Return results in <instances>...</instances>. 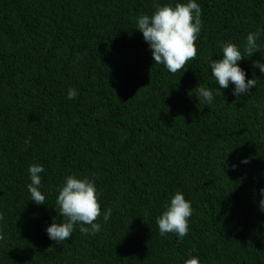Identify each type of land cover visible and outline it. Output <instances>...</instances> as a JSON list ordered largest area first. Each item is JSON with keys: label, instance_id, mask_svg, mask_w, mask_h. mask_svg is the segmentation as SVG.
<instances>
[{"label": "trees", "instance_id": "obj_1", "mask_svg": "<svg viewBox=\"0 0 264 264\" xmlns=\"http://www.w3.org/2000/svg\"><path fill=\"white\" fill-rule=\"evenodd\" d=\"M178 2L0 0V264H264V73L253 67L264 57L238 62L257 79L239 97L209 64L228 42L243 53L257 30L264 49V0H195L198 54L172 74L136 18ZM32 164L45 169V205L31 201ZM69 175L94 180L112 214L96 235L77 225L57 243L46 229L64 222L56 199ZM176 192L193 208L182 240L156 223Z\"/></svg>", "mask_w": 264, "mask_h": 264}, {"label": "clouds", "instance_id": "obj_2", "mask_svg": "<svg viewBox=\"0 0 264 264\" xmlns=\"http://www.w3.org/2000/svg\"><path fill=\"white\" fill-rule=\"evenodd\" d=\"M154 7L156 11L151 16L142 14L136 18V29L148 43L155 64L164 65L172 74L182 69L187 71L186 65L196 59L198 54L196 41L202 28L200 5L195 0H188L187 3L178 2L174 6L156 4ZM260 36L259 30L249 33L243 53L237 45L228 42L222 45V58H210L211 73L218 82L219 89H227L231 82L235 85L233 94L239 97L241 94L247 95L250 89L256 87L257 79H246V72L238 62L246 57H253L257 52L264 57V49L257 43ZM253 67L264 73V63L259 60L253 62ZM197 93L206 104L212 103V90L199 87ZM77 97V89L70 88L67 98L74 100ZM28 171L31 182L27 188L31 201L37 205H45L46 197L41 191L43 185L40 175L45 169L40 164H32ZM260 192L264 195V189ZM99 196L94 180L87 177L79 179L75 175L67 176L64 184L58 189L56 199V212L58 209L64 222L57 223L54 218V222L46 229L49 238L57 243L69 240L77 225L79 231L85 235L99 233L101 224L96 221L103 216V220L107 222L112 214L111 208L102 212ZM260 211L264 212V199L260 201ZM192 214L191 202L185 199L183 193L176 192L170 205L156 219L160 235L174 233L182 240L190 231L189 218ZM4 219L3 213H0V221ZM3 239L4 236L0 235V240ZM185 264H200V260L193 256L185 260Z\"/></svg>", "mask_w": 264, "mask_h": 264}]
</instances>
